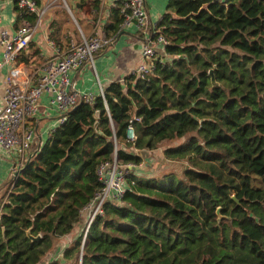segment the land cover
<instances>
[{"label": "trees", "instance_id": "obj_1", "mask_svg": "<svg viewBox=\"0 0 264 264\" xmlns=\"http://www.w3.org/2000/svg\"><path fill=\"white\" fill-rule=\"evenodd\" d=\"M67 1L87 32L80 9L99 1ZM123 18L113 7L107 32ZM157 26L168 43L152 70L81 93L7 181L0 264H264V0H168ZM162 146L173 164L138 171L140 150ZM114 159L135 168L85 235L98 166Z\"/></svg>", "mask_w": 264, "mask_h": 264}, {"label": "built area", "instance_id": "obj_2", "mask_svg": "<svg viewBox=\"0 0 264 264\" xmlns=\"http://www.w3.org/2000/svg\"><path fill=\"white\" fill-rule=\"evenodd\" d=\"M114 1L124 15L121 28L135 23L145 33L141 46L144 61L132 71L144 77L154 67L168 39L163 33L158 32L157 23L151 22L146 0ZM15 4L19 10V25L14 33L3 31L0 37L3 46L0 68L2 65H10L4 79V96L0 101V150L14 156L13 178L16 177V171L26 164L33 153L31 147L35 142L36 129L29 121V117L37 112L41 98L45 94L49 95L50 102L60 113L59 121H63L66 118L65 113L81 96L74 88L72 71L87 63L94 65L95 53L112 45L117 37L115 34L107 33L104 28L100 29L99 21L95 22L90 33L84 32L72 8L66 3L70 13L68 20H71L70 18L74 20L81 38L73 35L65 46H59L56 40H51L56 47L55 55L47 57L28 70L25 65L18 63L17 59L28 48L45 16L46 8L40 0H15ZM29 13H35L36 17L31 19L27 16ZM96 19L98 18L94 20ZM100 92L104 93L102 87ZM87 98L92 100L93 95L88 94ZM128 136L135 137L132 126L128 128ZM134 166L131 162L119 163L116 159L99 164L97 172L103 187L87 206L89 214L85 235L95 216L104 212V204L111 200L117 202L122 198L127 188L126 175L135 168ZM3 203L0 204V216Z\"/></svg>", "mask_w": 264, "mask_h": 264}, {"label": "crops", "instance_id": "obj_3", "mask_svg": "<svg viewBox=\"0 0 264 264\" xmlns=\"http://www.w3.org/2000/svg\"><path fill=\"white\" fill-rule=\"evenodd\" d=\"M77 1L78 0H75L72 3L75 5ZM97 1H99L98 8L89 3L85 4V6L80 9V16L87 21L88 31L86 33L92 31L94 24L97 21H99V28H104L106 30L112 16V8L117 6L114 0ZM167 2L168 0H146L151 22L157 23L160 20L162 14L166 11ZM40 3H43V0H40ZM55 11H50L46 17H43L38 30L31 39L32 44L30 42L28 48L20 58L17 59L18 63L25 65L28 70L40 64L47 57L55 55L56 47L51 43V40H56L53 38V27L57 24L55 18H58ZM95 18L98 19L94 20ZM19 22V12L15 0H0V37L3 31L14 33ZM59 23L61 26L59 29L61 32L60 37L62 40H66V43L74 33L73 31L64 33L65 28L67 27L66 23H69L66 19ZM144 39L145 33L141 31L135 23L124 27L121 30V33L115 38L112 45L105 47L96 53L94 65L87 63L81 68L72 71L74 88L83 94H96L100 92L101 87L104 88L111 81L123 80L127 74L131 73L141 62L144 61V57L141 53V46ZM65 43L63 44L64 46L66 45ZM57 44L62 46L58 41ZM33 47L39 49L38 54L33 51ZM24 55L28 56V62L21 59ZM2 59L3 46L0 41V63ZM33 61L34 63H32ZM31 63L32 65L30 66ZM9 70L10 65H2L0 68V101H2L4 96V79ZM59 117L60 113L50 102L49 95L45 94L41 98L37 112L29 117V121L34 124L36 129L35 145L39 146L48 137L52 128L60 122ZM149 151L150 150H140L143 155H148ZM14 163V156L6 151L0 150V204L2 193L6 188V183L13 177ZM69 238L70 236H68V240ZM64 244L65 241H62L58 249L51 251L49 257L59 254L62 245ZM46 261L47 260L45 259L42 264Z\"/></svg>", "mask_w": 264, "mask_h": 264}, {"label": "rangeland", "instance_id": "obj_4", "mask_svg": "<svg viewBox=\"0 0 264 264\" xmlns=\"http://www.w3.org/2000/svg\"><path fill=\"white\" fill-rule=\"evenodd\" d=\"M70 1L74 2L75 0H70ZM66 3H68L67 0H43V3H41L43 5V7L46 8L45 17H46V15H48V13L50 11L57 10V11H55V13L57 14L58 18H55V21L57 22V24L55 25V27H53L54 28L53 38H55L58 41V43L62 46H64L63 44L65 43L66 40L64 41L60 37V34H61V32L59 31V29L61 28V26L59 27L60 17L61 16L64 17L62 22L65 19L67 22H70L71 20L74 22V20L72 18H70L71 20H68V16H70V13L66 7ZM57 25L59 28L57 27ZM75 37H77L76 34H75ZM67 42L65 44H67ZM32 63H34V61ZM32 63L30 64V66L32 65ZM163 148H164V146L159 147L158 149L150 150L148 152V155L144 154L146 160L140 166H138L139 167L138 171H140L141 173H145V172L152 173V171L157 173V172H160L161 170H165L166 168H169L170 165L173 164V162L163 158L164 157L163 153H162ZM174 166L175 167L177 166L176 168L180 169V167H182L183 164L181 162H176V164ZM88 214H89V208L87 207L86 209H84V211L82 213V217H81V220L79 222L80 228L86 227L87 220H88Z\"/></svg>", "mask_w": 264, "mask_h": 264}, {"label": "water", "instance_id": "obj_5", "mask_svg": "<svg viewBox=\"0 0 264 264\" xmlns=\"http://www.w3.org/2000/svg\"><path fill=\"white\" fill-rule=\"evenodd\" d=\"M211 73H212V81H213V83H216L217 81H216V79H215V76H214V74H213V70H211ZM33 154V153H32ZM32 154H31V156H32ZM28 162V161H27ZM27 162H26V164H27ZM25 164V165H26ZM24 165V166H25ZM23 166V167H24ZM22 167V168H23ZM22 168H20V169H18L17 171H16V175H19L20 174V172H21V170H22ZM235 197V196H234ZM236 198V197H235ZM237 199V198H236ZM238 200V199H237ZM239 201V200H238ZM35 238H39V236H36Z\"/></svg>", "mask_w": 264, "mask_h": 264}]
</instances>
